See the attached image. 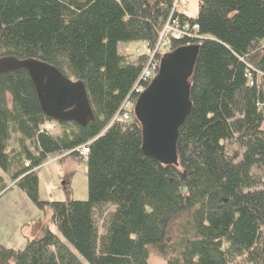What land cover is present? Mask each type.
<instances>
[{"label": "trees", "instance_id": "obj_1", "mask_svg": "<svg viewBox=\"0 0 264 264\" xmlns=\"http://www.w3.org/2000/svg\"><path fill=\"white\" fill-rule=\"evenodd\" d=\"M174 2L0 0V171L11 183L0 176V196L14 187L48 210L62 239L41 225L22 250L0 247V264H147L149 248L165 264H264V0H197L194 17ZM169 18L201 37L169 43L199 47L177 167L142 153L134 100L121 110L147 56L117 53L120 43L151 49ZM9 60L81 83L85 124L49 119ZM53 157L86 163V201L39 200L37 170Z\"/></svg>", "mask_w": 264, "mask_h": 264}, {"label": "water", "instance_id": "obj_2", "mask_svg": "<svg viewBox=\"0 0 264 264\" xmlns=\"http://www.w3.org/2000/svg\"><path fill=\"white\" fill-rule=\"evenodd\" d=\"M197 45L164 54L155 77L137 97L132 115L141 131L142 153L166 167H177L178 130L190 113V79L197 60ZM3 67L27 71L44 114L56 122L84 125L90 108L84 87L35 61H6ZM76 108L75 111L67 112Z\"/></svg>", "mask_w": 264, "mask_h": 264}, {"label": "rangeland", "instance_id": "obj_3", "mask_svg": "<svg viewBox=\"0 0 264 264\" xmlns=\"http://www.w3.org/2000/svg\"><path fill=\"white\" fill-rule=\"evenodd\" d=\"M177 1L178 9L184 7L190 17L196 15L197 0ZM139 45V43H120L117 46V53L120 56H130V62H133V52L140 47ZM165 53L167 52L163 50V54ZM48 131L51 136H57L59 128L51 124L48 126ZM15 142L16 138L12 137L7 151L16 148ZM229 149L232 150L233 147ZM50 160L52 162H47L37 170L39 200L42 202L86 201L88 196L86 163L72 157H66L61 161L53 157ZM0 176L5 178L8 186H11L1 171ZM36 220H39V224L35 222ZM41 225H46L62 240L50 221L48 210L45 213L37 210L25 195L14 187L0 196V247L22 250L28 241L39 238L38 227ZM170 231L174 235L171 227ZM147 264H165V262L149 248Z\"/></svg>", "mask_w": 264, "mask_h": 264}, {"label": "built area", "instance_id": "obj_4", "mask_svg": "<svg viewBox=\"0 0 264 264\" xmlns=\"http://www.w3.org/2000/svg\"><path fill=\"white\" fill-rule=\"evenodd\" d=\"M177 0L174 3V7L177 5ZM184 9V8H182ZM197 27L192 28L193 33H189L187 30V26L179 27V22L177 19L169 18L167 22L162 27V30L160 31L157 41L155 45L149 49L147 46L141 45L140 48L136 49L135 54H143L147 56V61L145 65L142 68V71L140 72L138 81L134 85L132 89V93L134 97L132 100H127L125 103H123L121 110L128 109V107L131 105L132 101L136 100L139 94H141L145 89L146 86L150 83V80L157 72L158 69V59L163 53V50L166 51L169 49V43L170 41H182L185 38L197 40L201 39V37L197 36ZM196 34V35H195ZM194 45L192 43H187L184 46H190ZM248 79V86L252 85L251 77L250 75L246 76ZM120 120L123 122L129 121V116L127 114H123L120 116ZM45 130H47V127H44ZM87 147H81L79 148V154L82 157H85L87 154ZM25 166H28V164H25Z\"/></svg>", "mask_w": 264, "mask_h": 264}, {"label": "flooded vegetation", "instance_id": "obj_5", "mask_svg": "<svg viewBox=\"0 0 264 264\" xmlns=\"http://www.w3.org/2000/svg\"><path fill=\"white\" fill-rule=\"evenodd\" d=\"M76 110V108H72V109H70V110H68L67 112H73V111H75Z\"/></svg>", "mask_w": 264, "mask_h": 264}, {"label": "crops", "instance_id": "obj_6", "mask_svg": "<svg viewBox=\"0 0 264 264\" xmlns=\"http://www.w3.org/2000/svg\"><path fill=\"white\" fill-rule=\"evenodd\" d=\"M48 215H50V213L48 212Z\"/></svg>", "mask_w": 264, "mask_h": 264}]
</instances>
